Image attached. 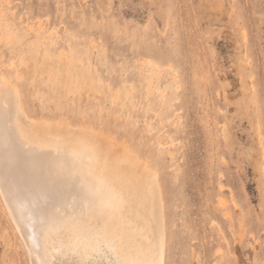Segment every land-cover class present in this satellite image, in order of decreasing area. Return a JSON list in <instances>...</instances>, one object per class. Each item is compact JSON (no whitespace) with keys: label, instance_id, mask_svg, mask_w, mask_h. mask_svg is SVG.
<instances>
[{"label":"rangeland","instance_id":"obj_1","mask_svg":"<svg viewBox=\"0 0 264 264\" xmlns=\"http://www.w3.org/2000/svg\"><path fill=\"white\" fill-rule=\"evenodd\" d=\"M0 69L160 169L167 264H264V0H0ZM1 195L0 264H31Z\"/></svg>","mask_w":264,"mask_h":264},{"label":"bare ground","instance_id":"obj_2","mask_svg":"<svg viewBox=\"0 0 264 264\" xmlns=\"http://www.w3.org/2000/svg\"><path fill=\"white\" fill-rule=\"evenodd\" d=\"M20 93L0 69V192L31 264H167L160 169L101 129L30 116Z\"/></svg>","mask_w":264,"mask_h":264},{"label":"clouds","instance_id":"obj_3","mask_svg":"<svg viewBox=\"0 0 264 264\" xmlns=\"http://www.w3.org/2000/svg\"><path fill=\"white\" fill-rule=\"evenodd\" d=\"M98 194H102V193H100L99 190H98Z\"/></svg>","mask_w":264,"mask_h":264}]
</instances>
